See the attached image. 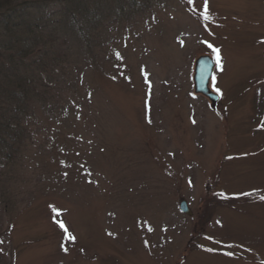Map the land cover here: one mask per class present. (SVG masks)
<instances>
[{
	"label": "rangeland",
	"instance_id": "374dc122",
	"mask_svg": "<svg viewBox=\"0 0 264 264\" xmlns=\"http://www.w3.org/2000/svg\"><path fill=\"white\" fill-rule=\"evenodd\" d=\"M0 3L20 7L13 24L73 10ZM86 7L99 27L72 45L20 161L0 167V264H264V0H206L208 19L205 0ZM203 56L216 110L194 90Z\"/></svg>",
	"mask_w": 264,
	"mask_h": 264
},
{
	"label": "trees",
	"instance_id": "16d2710c",
	"mask_svg": "<svg viewBox=\"0 0 264 264\" xmlns=\"http://www.w3.org/2000/svg\"><path fill=\"white\" fill-rule=\"evenodd\" d=\"M88 1L72 0V12L64 10V19L60 16L61 20L53 25L36 20L35 24H13L12 19L20 7L0 13V167L6 169L20 161L27 144L35 138L37 107L44 104L45 96L68 76L64 64L68 69L71 66L72 45L85 46L88 34L95 25L99 27L100 17L88 11ZM53 15L56 13L51 17ZM63 23L69 29L64 37L58 32L62 30L60 26L65 27ZM44 43L54 47L56 56L40 55L39 46ZM57 43L67 46L66 52L57 50ZM2 175L0 171V180ZM0 194H5L2 188ZM3 197L0 195L2 203L9 201Z\"/></svg>",
	"mask_w": 264,
	"mask_h": 264
},
{
	"label": "water",
	"instance_id": "95a60500",
	"mask_svg": "<svg viewBox=\"0 0 264 264\" xmlns=\"http://www.w3.org/2000/svg\"><path fill=\"white\" fill-rule=\"evenodd\" d=\"M214 68L215 62L210 57L205 56L198 59L195 66L194 84L195 92L211 100L213 103V108H216L221 98L220 96L212 93L209 88ZM180 210L184 214H191L188 203L185 200L181 201Z\"/></svg>",
	"mask_w": 264,
	"mask_h": 264
},
{
	"label": "snow or ice",
	"instance_id": "6c2138e0",
	"mask_svg": "<svg viewBox=\"0 0 264 264\" xmlns=\"http://www.w3.org/2000/svg\"><path fill=\"white\" fill-rule=\"evenodd\" d=\"M204 18L205 19L209 18L208 13H207L206 0H205V16H204ZM214 51L218 54L217 55V62L219 63V60H220L219 52H220V50L219 49H214ZM60 227L63 228L66 233L68 232V229L63 225V223L60 224ZM70 239L75 240V237L70 235Z\"/></svg>",
	"mask_w": 264,
	"mask_h": 264
}]
</instances>
